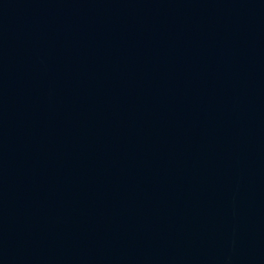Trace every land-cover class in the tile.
<instances>
[{
    "label": "water",
    "instance_id": "1",
    "mask_svg": "<svg viewBox=\"0 0 264 264\" xmlns=\"http://www.w3.org/2000/svg\"><path fill=\"white\" fill-rule=\"evenodd\" d=\"M0 264H264V0H0Z\"/></svg>",
    "mask_w": 264,
    "mask_h": 264
}]
</instances>
